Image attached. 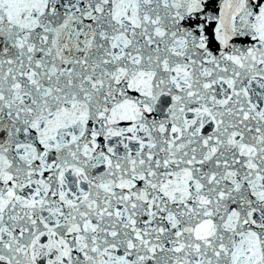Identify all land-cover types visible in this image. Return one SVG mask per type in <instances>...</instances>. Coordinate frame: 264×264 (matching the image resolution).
<instances>
[{"label": "snow or ice", "instance_id": "1", "mask_svg": "<svg viewBox=\"0 0 264 264\" xmlns=\"http://www.w3.org/2000/svg\"><path fill=\"white\" fill-rule=\"evenodd\" d=\"M0 264H264V0H0Z\"/></svg>", "mask_w": 264, "mask_h": 264}]
</instances>
